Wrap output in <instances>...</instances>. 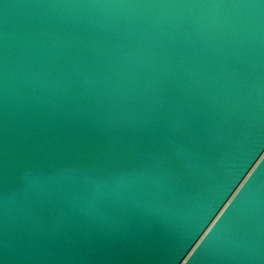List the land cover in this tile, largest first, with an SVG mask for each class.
Here are the masks:
<instances>
[{
    "label": "water",
    "instance_id": "water-1",
    "mask_svg": "<svg viewBox=\"0 0 264 264\" xmlns=\"http://www.w3.org/2000/svg\"><path fill=\"white\" fill-rule=\"evenodd\" d=\"M0 264H264V0H0Z\"/></svg>",
    "mask_w": 264,
    "mask_h": 264
}]
</instances>
